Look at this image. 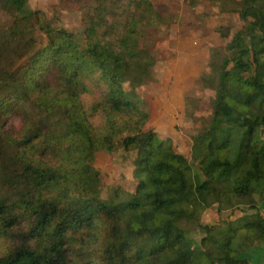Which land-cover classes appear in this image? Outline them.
Here are the masks:
<instances>
[{
  "label": "trees",
  "instance_id": "1",
  "mask_svg": "<svg viewBox=\"0 0 264 264\" xmlns=\"http://www.w3.org/2000/svg\"><path fill=\"white\" fill-rule=\"evenodd\" d=\"M108 2L91 0L80 43L58 16L0 0L11 18L0 27V264H249L240 253L264 243L254 197L264 196V0H240L244 24L211 50L201 80L214 97L191 140L195 168L145 128L136 91L153 75L138 23L158 13L151 0H129L125 22L109 23ZM117 146L135 152L137 183L103 196L93 160ZM213 197L219 211L256 210L231 228L247 242L236 247L201 221Z\"/></svg>",
  "mask_w": 264,
  "mask_h": 264
},
{
  "label": "rangeland",
  "instance_id": "2",
  "mask_svg": "<svg viewBox=\"0 0 264 264\" xmlns=\"http://www.w3.org/2000/svg\"><path fill=\"white\" fill-rule=\"evenodd\" d=\"M239 1L151 0L158 15L146 13L138 23L136 38L153 61L152 79L136 89L149 115L145 128L171 138L175 150L193 168L196 164L191 160V140L199 132L200 118L211 113L210 101L214 97V90L203 84L201 77L209 72L211 50L223 51L234 32L244 24L237 11ZM28 5L43 10L48 17L58 16L61 24L76 34L77 41L84 43L82 18L92 8L91 0H28ZM108 6L109 23L123 24L125 12L133 10L129 0H109ZM10 21L8 14H0V27ZM117 27L110 38L121 33L122 25ZM15 123L18 124L17 119ZM258 139L264 145V133H259ZM134 157V151L127 152L119 146L112 153L100 150L95 154L92 165L100 172L103 196L119 184L134 190L137 183L132 176ZM254 197L263 216L264 196ZM212 201L201 221L213 225L216 231H228L236 247L247 242L246 230L234 232L231 228L253 218L256 210L248 203L238 202L233 208L219 211L216 198ZM201 236L198 230L189 232L195 242ZM240 256L248 258L249 264H264V243H250Z\"/></svg>",
  "mask_w": 264,
  "mask_h": 264
}]
</instances>
